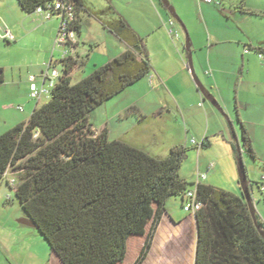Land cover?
Returning <instances> with one entry per match:
<instances>
[{
    "label": "trees",
    "instance_id": "trees-1",
    "mask_svg": "<svg viewBox=\"0 0 264 264\" xmlns=\"http://www.w3.org/2000/svg\"><path fill=\"white\" fill-rule=\"evenodd\" d=\"M16 1L22 12L33 14L56 0ZM67 1L74 9L76 36L88 12L129 49L74 84L70 74L75 59L63 61L62 76L48 100L27 122L0 135V180L10 167L17 171L15 197L52 254L61 264H121L128 241L144 238L133 263L143 264L160 223L166 221L181 234L188 230L193 264H264V239L257 228L264 226L256 214L254 224L242 196L200 183L196 194L202 208L192 217L172 221L166 201L182 199L194 186L179 175L186 148L173 147L166 157H154L110 141L105 129L93 130L94 111L145 77L151 65L127 23L121 17L106 18L113 12L111 0L97 11L89 10L84 0ZM252 49L264 58V41ZM242 143L255 158L244 128ZM256 185L259 190L260 183Z\"/></svg>",
    "mask_w": 264,
    "mask_h": 264
},
{
    "label": "crops",
    "instance_id": "crops-1",
    "mask_svg": "<svg viewBox=\"0 0 264 264\" xmlns=\"http://www.w3.org/2000/svg\"><path fill=\"white\" fill-rule=\"evenodd\" d=\"M84 1L91 11L108 6L106 0ZM188 1L191 10L181 4L173 6L174 12L194 39L192 42L189 40L192 73L183 31L169 15L162 0H111L113 12L106 18L121 17L141 39L151 70L125 91L99 106L94 113L98 110L100 122L98 128H92L96 132L105 129L110 141L125 142L160 158L166 157L173 147H183L187 149L186 153L195 150L199 161L206 154L203 150L215 148L216 153L211 157L216 159L217 164L213 170L224 160L231 171L237 164L236 153L233 151L235 138L239 145L242 144V128L247 132L251 144L259 135L264 138V58L252 49L264 41V0H214L213 3ZM13 2L17 4V9L11 1L0 0V17L6 20L3 13L13 10L23 14V17L18 15L21 16L18 20L21 23L26 20L35 22V28L26 33L41 31L44 44L39 48L43 55L36 62L27 64L25 71L20 65L10 67L9 82L6 79V68H0V87L4 88L3 93L16 95L24 101L23 107L20 106L22 111L17 109L19 106L15 110L27 112L24 117L19 115L10 122H4L0 135L21 122H27L33 110L47 101L42 98L36 102L29 98L28 77L39 76L45 61L54 58L51 50L58 29L57 19L38 22L36 15L22 12L17 1ZM171 21L179 34L178 39H173L169 34ZM12 37L14 41H19L23 35L15 32ZM77 39L75 66L70 74L71 84H74V76L78 77L77 83L96 67L108 63L129 49L126 42L104 28L88 12L82 15ZM54 62L59 64V60ZM13 70L17 75L15 79ZM192 75L198 78L206 92L216 100L223 114L204 99L193 83ZM9 107L11 106H3L5 110ZM251 131L255 136H252ZM191 140L197 145L204 143L207 146L198 149ZM217 150L222 151V156ZM212 187L240 196L236 192V186L229 190L219 186ZM176 199L178 206L174 204L169 207V199L165 204L167 213L174 219L178 208L183 212L182 199ZM183 213V219L193 216ZM19 226L31 228L20 223ZM20 227L15 229L10 226L9 230L4 229L6 233L3 234L2 248L7 259L17 264H29L30 251L25 240L30 233ZM177 231L170 222L160 223L157 230L159 244L164 245L168 240L167 235ZM39 264L61 263L50 252L45 261L40 258Z\"/></svg>",
    "mask_w": 264,
    "mask_h": 264
},
{
    "label": "rangeland",
    "instance_id": "rangeland-1",
    "mask_svg": "<svg viewBox=\"0 0 264 264\" xmlns=\"http://www.w3.org/2000/svg\"><path fill=\"white\" fill-rule=\"evenodd\" d=\"M10 1L11 3H14L16 7L15 9H17V4L13 2L14 0H9V3ZM165 1L174 9V11H175V7L173 6V4L176 5L181 4L182 6H186L188 10H191L190 2L188 0H165ZM6 3L7 2H5V5ZM4 8H6V6ZM7 11L3 13V15L6 16L7 21L3 19V17H0V28L2 27L7 28L10 31L11 35L13 34L15 35V32L18 33L21 32V34L23 35V38L19 39V41L18 40L17 41L13 40L14 42L10 41L9 45H7V42L1 39L0 36V68H6V79L9 82V80L11 79V72L9 68L20 65L22 66V68L24 67L23 71H25V67L27 64L31 62L32 63L36 62L43 55V52L42 50H40L39 47L43 46L44 42H42L41 31L26 33V31H30L35 28L36 26L35 22H33L34 23L33 24L32 22L30 23L29 20H26L25 23L24 22L21 23L20 21H18L19 17H21L18 15H22L23 17V14H21V12H14L13 10H10L9 12ZM191 26H193V24H191ZM188 36L190 42H192L194 39H192L190 33H188ZM53 46H54V40L51 50L52 55H54V58L51 60L57 61L60 59L61 50L58 48L55 49ZM50 56L51 54L49 55V58ZM46 62H48V60H46L45 63ZM13 73H14L13 75H15V77L13 76L15 79L17 76L15 70H13ZM77 78L78 77L74 76L72 78V82L75 83ZM10 88L11 86L8 87V89ZM3 89L4 88L0 87V132H2V128L4 127L3 125L4 122L6 121L10 122V120L15 119V117L19 115L24 117V115L27 114L26 111L20 113L15 110L16 106L23 107L24 101L17 98L16 95L11 96L4 94ZM3 106H11V107H9L8 110H5ZM90 121L92 122V127L98 128V124L100 122L98 110L90 116ZM252 132L253 131H251L252 136H255L253 135ZM160 144L163 145L162 143ZM239 146H240V155L246 170L247 178L252 183L251 197L253 200L254 210L259 221L264 226V198L258 190V185H256V183L261 182V178L264 176V138L262 135H259V138L257 137L256 139H254L253 144H251L254 153L257 155V156L255 155V158L251 157L248 154V152L245 150L243 146V143L240 144ZM154 148H158V147H154ZM214 149L215 148L203 150V152L206 154L204 157L200 158L199 161H197L195 150L188 151V153H186L185 155V158L179 170L180 177L185 179L188 183H191V181L196 180V175L198 173L205 172V166L207 164L213 163L214 165H216L217 164L216 159L214 157H211L214 156L216 153L215 152L216 150ZM217 152L222 156L221 150L220 151L217 150ZM167 154L168 153H166V155ZM238 157L239 155L236 151V163L238 161ZM231 169L232 170L230 171L229 166L226 165L224 160H222L221 165L218 164V167H216V169L213 170L212 173L211 172L208 173L206 175V179L202 181V183L209 184L212 186H219L227 190H229L230 187L232 188V186L233 187L236 186L237 194L242 196V192L238 183V177L236 176L237 164L236 166H234V170L233 167ZM11 180L15 182V185L18 182L17 171L13 169V167H10L7 170L4 177L0 180V227H3V229L0 228V264H17L11 259L6 258V255L4 254L2 248L3 247L2 239H3V234L6 233L4 231L9 230L10 226H14L15 229H19L18 227L20 226L18 223V219H20L21 216L24 214L22 208L20 207L15 197V193L13 189L8 183ZM177 203L178 201L176 198H170L168 202V206L171 207L174 204L177 205ZM184 216L185 214L178 208L176 211L175 219L172 218L171 216L170 217L173 222L177 223L181 221L184 218ZM20 229H23L24 231H28L30 233L26 236V240H25V243L29 245L28 246L29 247L28 249L30 251V254H28L29 264H39L40 258H42L43 261H45L51 251L49 249L47 242L41 236L39 231L36 228H27V227H23V228L20 227ZM180 231L181 230H179V232L177 231L174 234L167 235L168 240H166L164 245L161 243L159 244L160 242L158 237L159 235H157L156 232V235L152 243L151 251L143 264H193V247L191 246V243H193V238L190 239L187 229L182 231L183 232L182 234L180 233ZM191 231L194 232L193 230ZM143 242H144V238H131L128 241L126 257L121 264H133L143 245Z\"/></svg>",
    "mask_w": 264,
    "mask_h": 264
},
{
    "label": "built area",
    "instance_id": "built-area-1",
    "mask_svg": "<svg viewBox=\"0 0 264 264\" xmlns=\"http://www.w3.org/2000/svg\"><path fill=\"white\" fill-rule=\"evenodd\" d=\"M205 3H213L214 0H198ZM34 15L37 16L38 22H45L51 19L58 20V29L54 39V48L61 50V56L59 59V64L55 63L53 60H49L44 63L43 71L39 76L30 75L28 77L29 82V98L33 101H40L42 98L48 100L50 92L59 79L62 76V71L64 70L65 60L75 59V47L78 44V39L75 32L72 30V23L75 18V13L72 5L67 0H56L52 5H48L46 9L37 7L34 10ZM169 34L173 39H178L179 34L174 30V23L171 21L169 23ZM0 36L6 42L13 40L10 31L2 27L0 28ZM260 55V54H259ZM261 57V55H260ZM39 82V83H38ZM19 111H22V107H17ZM36 137V135L34 136ZM193 145H196L199 149L201 144L197 145L194 140H191ZM214 168V164L210 163L207 165L204 173H198L196 175V180L193 182V187L187 189L182 196V210L185 213L194 215L199 211L203 204L198 199L196 194V187L202 181L206 179V175L211 172ZM11 188L15 187V182L13 180L8 182ZM259 191L264 198V176L261 178L259 185Z\"/></svg>",
    "mask_w": 264,
    "mask_h": 264
},
{
    "label": "water",
    "instance_id": "water-1",
    "mask_svg": "<svg viewBox=\"0 0 264 264\" xmlns=\"http://www.w3.org/2000/svg\"><path fill=\"white\" fill-rule=\"evenodd\" d=\"M162 3L164 5V7L166 8V10L168 11L169 15L179 24V26L181 27L184 37H185V49L189 52V69L190 72L192 73V69H191V62H190V43H189V36L188 33L186 31L185 26L183 25L182 21L179 19V17L175 14L174 9L165 1L162 0ZM192 80L193 83L195 84L196 88L199 90V92L202 94V96L204 97V99L208 102L211 103V105L221 114H223L222 109L220 108V106L218 105V103L216 102V100L208 93L206 92L205 88L203 87V85L201 84V82L198 80L197 77H195L194 75H192ZM235 148L236 151L239 155L238 157V161H237V176H238V183L242 192V197L244 198L250 215L252 217V220L254 222V224H256V220H255V210H254V206H253V200L251 197V193H250V187H249V182H248V178H247V174H246V170L240 155V146L238 144V141L235 138ZM18 223L26 225L28 227L31 228H35V224L28 218V217H22L21 219L18 220ZM259 230L260 235L262 236V238L264 239V230L260 229L259 227H257Z\"/></svg>",
    "mask_w": 264,
    "mask_h": 264
}]
</instances>
